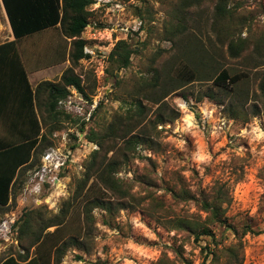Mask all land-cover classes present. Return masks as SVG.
Returning <instances> with one entry per match:
<instances>
[{"label": "rangeland", "instance_id": "1", "mask_svg": "<svg viewBox=\"0 0 264 264\" xmlns=\"http://www.w3.org/2000/svg\"><path fill=\"white\" fill-rule=\"evenodd\" d=\"M123 1L124 12L90 11L88 20L99 25L109 23L111 13L117 14L114 24L124 27L132 18L142 22L136 34L125 36L118 31L134 52L127 67H119L108 56L105 81L111 91L103 96L106 100L90 121L81 123L63 114L53 118L43 105L45 93L37 100L32 125L39 128L38 139L45 136L46 140L37 145L31 166L16 175L9 202L0 207V261L17 258L27 245L30 233L20 241L17 232L24 213H29L34 230L70 201L72 207L61 228L67 236H84L81 208L85 198L72 197L91 154L99 150L89 140V131L99 137L111 128L118 137L103 143V153L110 157L117 151L120 169L116 176L125 179L132 198L112 219L94 209V222L83 239L85 249L68 248L61 264H157L162 256L169 259L167 264H201L200 248L207 236L195 242L187 233L171 230L170 220L204 216L190 198L193 194L200 198V192L211 194L214 188L230 198L223 205L228 222L251 220L253 233L242 237V264H264V92L259 89L264 76V0H225L228 12L220 20L215 6L221 0ZM230 42L239 48L236 55L228 49ZM185 63L196 72L193 81L178 80ZM72 67L84 92L97 94L99 82L93 71L80 61ZM222 70L244 77L233 95L224 97L226 92L215 84ZM208 93L217 99L207 98ZM229 108L238 111L236 117ZM57 110L66 113L58 105ZM80 134L92 145L84 146ZM130 136L143 143L126 147L123 141ZM51 148L69 152V163L57 175L55 187L44 185L33 193L34 172ZM90 185L98 187L92 178L85 189ZM212 229L223 244L235 241L234 233L223 226Z\"/></svg>", "mask_w": 264, "mask_h": 264}, {"label": "trees", "instance_id": "2", "mask_svg": "<svg viewBox=\"0 0 264 264\" xmlns=\"http://www.w3.org/2000/svg\"><path fill=\"white\" fill-rule=\"evenodd\" d=\"M191 1L182 0V3L189 4ZM92 2L93 0H3L14 39L0 43V52L3 51L5 56L9 54V62L18 68L17 73L24 82L26 98L32 106L33 114L41 93H45L46 102L43 105L47 106L46 110L53 118H56L58 114H63L70 119L69 114L57 110V102L67 96L69 86L77 87L87 97L81 84V78L73 72L72 66L76 65L83 57L84 41L80 37L89 19L91 13L89 6ZM215 12L217 20L225 16L228 12L225 0L216 4ZM55 36L58 37V40ZM49 47H53V56H47L51 51ZM61 48L64 59L69 60V67L63 71L59 81L44 80L32 90L27 80V70L39 69L60 61ZM133 49L127 40H120L110 52L109 60L118 62L119 67H127L130 64ZM228 49L232 55H236L239 48L230 42ZM57 51L60 58L56 56L55 52ZM177 74L178 80L185 77L188 81H193L196 77L195 70L186 63ZM242 78L244 77L240 75L231 76L226 70H222L214 81L226 92L225 97L239 91L237 86ZM259 89L264 92V76L260 80ZM206 97L217 99V96L212 93L206 94ZM255 110L254 114L258 112L257 109ZM228 112L232 117H236L238 113V111L230 108ZM38 135L39 128L37 127V131L34 132L33 136L27 138L26 142L6 147L1 146L0 149L5 150L0 152L1 158H4L1 171L0 207L8 204L10 193L13 191L17 180L15 177L25 172L28 166H31L32 158L36 156L38 146L46 140L45 136H41L39 140ZM115 137L118 136H115L111 128H108V131L99 137L92 130L88 134L89 140L95 141L99 150L91 154L84 178L76 185L72 197L73 200L85 198L81 208L84 236L81 239L72 235L67 236L68 233L64 231V228H61L66 223L70 213L72 207L70 201L64 203L57 214L47 218L34 230H31L32 219L30 220L29 213H24L18 220L22 219L17 232L20 241L25 239L26 232L30 233L27 238V245H22L23 252L19 251L17 258L12 259L10 256L0 261V264H49L50 255L52 256L50 264H61V259L68 248L85 249L83 239L87 236L94 222L92 214L94 209L103 210L112 219L116 212L128 207L132 196L125 185V179L116 176L120 169V162L116 158L117 151H114L110 157H106V153H103V143L113 141ZM38 140L39 144H37ZM123 143L126 147H132L143 142H140L137 136H130ZM102 154L104 157L100 158ZM90 178L93 179V182L95 181V184H98L97 188L90 185L85 189ZM169 192L176 197L171 189ZM199 195L200 198H196L193 194L190 200L198 205L199 211L204 213V216L201 213L188 217L174 216L170 220V229L187 233L195 242L207 236L206 239L208 240L200 248L204 254L201 264H242V237L246 233H253L251 220L246 218L240 222V219L236 223L238 227L236 224L228 222L223 205L229 204L230 198L223 195L220 188H214L211 194L200 192ZM217 224L223 226L224 230L234 233L235 241L233 243L225 245L220 239H215L212 227ZM51 226H55L54 230L45 232ZM175 254L178 255L177 250ZM163 257L165 258L162 256L157 260V264L170 263L168 258L164 259Z\"/></svg>", "mask_w": 264, "mask_h": 264}, {"label": "built area", "instance_id": "3", "mask_svg": "<svg viewBox=\"0 0 264 264\" xmlns=\"http://www.w3.org/2000/svg\"><path fill=\"white\" fill-rule=\"evenodd\" d=\"M126 3V2H125ZM123 0H93L89 6V11H96L103 8L107 12H124ZM1 8V0H0ZM115 13L109 16V23L99 25L95 21H87L84 30L81 33V39L84 41L83 57L80 62L89 67L95 75L97 82H99L97 94L89 95L87 97L75 86L68 87V94L65 98L58 100L57 105L62 108L67 114L77 117L81 123L90 121L93 113L101 102L106 100L103 96L107 91H111L108 83L105 81L107 77L108 56L117 42L122 40L118 35L121 31L126 36L129 32L140 30L142 26L141 20L132 18L129 25L124 27L120 24H114ZM2 13L0 10V38L6 39L8 27L2 21ZM107 83V84H106ZM79 136V133H76ZM83 138L79 140L84 146H90L92 143L87 140L83 134ZM69 152L56 151L53 148L47 150L41 158L40 167L35 170L32 178L33 193H39L42 186H49L52 184L55 187L58 183L60 175L69 163Z\"/></svg>", "mask_w": 264, "mask_h": 264}, {"label": "crops", "instance_id": "4", "mask_svg": "<svg viewBox=\"0 0 264 264\" xmlns=\"http://www.w3.org/2000/svg\"><path fill=\"white\" fill-rule=\"evenodd\" d=\"M0 10L8 27L6 39L2 40L0 43L12 41L14 35L3 0H1ZM55 38L58 40V37L55 36ZM55 53L58 58L61 57L60 61L58 60L52 65H46V67H41L39 69L27 70V80L32 90H34L36 85L41 81H50L56 75H61L64 69L69 66V60L67 58L64 59L62 55V48L60 57L58 51ZM53 55L54 52L52 47L47 56ZM8 56L10 55L8 54ZM8 56H5L3 51L0 52V148L1 146L6 147L8 145L24 143L27 138L33 136L34 132L37 131V128H34L32 125L33 110L31 109L32 106L30 102H28L26 98L24 82L22 77L17 73L18 68L9 62L10 58H8ZM3 150L5 149H0V152ZM3 161L4 158L0 156V196ZM16 174L18 175V173Z\"/></svg>", "mask_w": 264, "mask_h": 264}]
</instances>
